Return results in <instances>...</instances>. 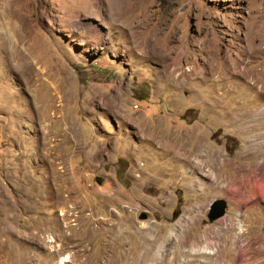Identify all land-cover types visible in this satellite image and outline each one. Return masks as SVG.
<instances>
[{"label": "rangeland", "instance_id": "rangeland-1", "mask_svg": "<svg viewBox=\"0 0 264 264\" xmlns=\"http://www.w3.org/2000/svg\"><path fill=\"white\" fill-rule=\"evenodd\" d=\"M260 76L264 0H0V264H264Z\"/></svg>", "mask_w": 264, "mask_h": 264}, {"label": "bare ground", "instance_id": "bare-ground-1", "mask_svg": "<svg viewBox=\"0 0 264 264\" xmlns=\"http://www.w3.org/2000/svg\"><path fill=\"white\" fill-rule=\"evenodd\" d=\"M260 49V48H259ZM251 51V50H250ZM260 51V50H259ZM254 54V53H253ZM251 55V54H250ZM217 62V61H216ZM240 64H241V62L239 61H235V62H233V64H225V67H226V69L227 70H229L230 72H231V74H233L234 75V73H236V71H237V68L240 66ZM217 65V64H216ZM246 70V69H245ZM241 71V70H240ZM238 73H239V71H237ZM263 72V71H262ZM242 74V73H241ZM255 72L253 73V77L255 76ZM243 75V74H242ZM212 77H213V75H212ZM246 77V76H245ZM260 77H262V76H260ZM247 78V77H246ZM245 78V79H246ZM255 78H258V77H255ZM262 78H264V77H262ZM261 78V79H262ZM248 79H250V78H248ZM253 79L254 78H251V80L249 81V82H247V89H248V92L249 93H247L246 95H251V96H255L256 94H262V92H264V86H263V83H262V85H258L257 83H259V82H257L258 81V79H256V80H254L253 81ZM218 80V79H217ZM216 81V80H215ZM253 81V82H252ZM245 83H246V81H245ZM223 91V90H222ZM228 91V89H226L225 90V92H227ZM217 92V91H216ZM229 92V91H228ZM223 94V93H222ZM226 94V93H225ZM230 94V93H229ZM221 95V94H220ZM217 96V95H216ZM224 98H225V95L223 96ZM222 97V98H223ZM221 98V97H220ZM235 108H237V105L236 106H233L232 108H231V110H230V112H228V115H230L231 114V111H234L235 110ZM229 110V109H228ZM227 110V111H228ZM201 146V144L199 145V147ZM174 150V149H173ZM165 152V151H164ZM192 153V152H191ZM166 154V153H165ZM189 161V160H188ZM192 162V161H191ZM190 162V163H191ZM189 163V162H188ZM207 163V162H206ZM205 166H206V164H205ZM205 166H203V168L201 167V164H200V162L198 161V162H196V163H194V167H195V170L197 169V170H201V171H204L205 173L208 171L206 168H205ZM211 173H213V172H211ZM207 175H209V174H207ZM256 182V181H255ZM128 208V207H127ZM124 211H125V214H126V217H127V224H128V228H132V227H134L135 225H136V222H135V220L134 219H132L131 217H132V211H128V209H123ZM105 211V210H104ZM128 212L130 213V215L128 214ZM90 216V215H89ZM119 227V226H118ZM120 227H121V225H120ZM137 227V226H136ZM135 227V228H136ZM117 229V228H116ZM112 230V232H111V234L113 235V236H115V239H113V240H115V241H118L117 242V244L115 243V242H113V241H111V243L109 244V246L107 245L106 246V251L108 250L109 251V253H113V251H117V249H116V246L119 244L120 245V243L122 242V240H123V237H124V234L125 233H127V231H124V230H122V229H119V230H114V229H111ZM159 230L160 229H158V231L156 232V234H158V232H159ZM231 230H232V228H231ZM152 231V229L150 228V227H146L145 228V230H143V229H141V232L144 234L143 235V237H144V239L146 240V241H148V242H150V244H149V247H147V248H145L146 250H145V252H144V258L146 259V262L147 261H153V264H156V263H158V261H159V258H160V251H159V249L157 250V252H156V255L155 254H152V251H154V246H155V244L157 243V241L159 240V238L157 237V235H155V233H154V235H153V237H149V233ZM162 231V230H161ZM118 233V234H117ZM169 235H170V233L169 234H167V236H165V240H168V238H169ZM185 235H186V237L188 238V232L186 231L185 232ZM107 236V235H106ZM160 236H161V234H160ZM94 242V240H91V242ZM106 243V242H105ZM102 244V243H101ZM108 244V243H107ZM113 245H115V246H113ZM156 251V250H155ZM108 255V254H107ZM116 255V254H115ZM153 255H155L158 259L156 260V258H155V256H153ZM104 257V256H103ZM125 257V256H124ZM129 257V256H128ZM135 257V256H134ZM105 258V257H104ZM117 258V257H116ZM122 258V257H121ZM118 259V258H117ZM116 259V260H117ZM63 262H65V261H68L69 260V257L68 256H66V257H63L62 259H61ZM111 260V259H110ZM103 261V260H102ZM162 261V260H161ZM110 262V261H109ZM109 262H108V264H109ZM132 262V261H131ZM124 263H125V258H124ZM136 263V262H135ZM92 264V263H91ZM103 264V263H102ZM132 264V263H131ZM144 264H145V262H144ZM149 264V263H148ZM163 264V263H162Z\"/></svg>", "mask_w": 264, "mask_h": 264}, {"label": "water", "instance_id": "water-1", "mask_svg": "<svg viewBox=\"0 0 264 264\" xmlns=\"http://www.w3.org/2000/svg\"><path fill=\"white\" fill-rule=\"evenodd\" d=\"M227 207V202L224 199H214L209 204L208 218L215 220L224 215Z\"/></svg>", "mask_w": 264, "mask_h": 264}]
</instances>
